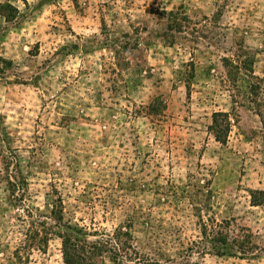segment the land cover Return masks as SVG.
<instances>
[{
	"label": "rangeland",
	"instance_id": "rangeland-1",
	"mask_svg": "<svg viewBox=\"0 0 264 264\" xmlns=\"http://www.w3.org/2000/svg\"><path fill=\"white\" fill-rule=\"evenodd\" d=\"M0 4V264H264V0Z\"/></svg>",
	"mask_w": 264,
	"mask_h": 264
},
{
	"label": "trees",
	"instance_id": "trees-1",
	"mask_svg": "<svg viewBox=\"0 0 264 264\" xmlns=\"http://www.w3.org/2000/svg\"><path fill=\"white\" fill-rule=\"evenodd\" d=\"M1 8L2 5L0 4V9ZM187 89L188 95L190 96V86L187 87ZM231 128L232 124L229 116L223 113H216L214 115L213 122L209 127V130L211 131L217 142L226 145L231 133ZM255 194L259 195V197H261L260 199L262 200L261 202L264 203V192H256ZM58 211V213L56 214L62 217V209H59ZM204 229V236L205 238H207L209 236L208 230L207 228ZM95 234L96 235L94 236H99V238L102 239H98V241L95 242H89L87 240H76L72 237H69L68 235L65 236L62 243V255L64 264H94L95 257H101L108 251L112 253L113 261H117L122 253L127 254V252H130L129 256L138 258V261L140 263L143 262L145 255L140 253V251L133 250V247H131V244L129 243L133 239L129 230L116 229L111 235L102 232L101 234ZM212 240H214L216 248H218V250H225V253L221 251V254H230L228 251H226V248H229V246L225 238L214 237ZM113 244L118 248V251L114 252L109 249V247H112Z\"/></svg>",
	"mask_w": 264,
	"mask_h": 264
}]
</instances>
